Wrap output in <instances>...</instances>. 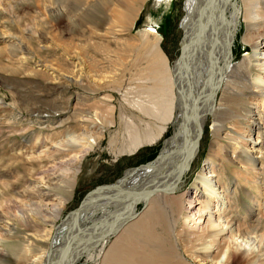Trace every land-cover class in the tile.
Listing matches in <instances>:
<instances>
[{
  "label": "bare ground",
  "instance_id": "6f19581e",
  "mask_svg": "<svg viewBox=\"0 0 264 264\" xmlns=\"http://www.w3.org/2000/svg\"><path fill=\"white\" fill-rule=\"evenodd\" d=\"M99 1L104 5L118 2L117 0ZM245 2L242 8L238 0H187L186 17L182 22L184 30L181 41L182 53L174 65L170 64L167 55L160 47V38L157 34L145 30L144 33L146 36L149 35L151 40L149 37L145 40L142 39L144 36L141 38L144 40L142 42L144 51L139 52L137 58L140 56L144 64L134 61L137 76L134 91H129V87L122 89L123 73L98 72L97 86L107 81L106 79L112 78L113 81L109 82L121 95V100L118 101L117 130L109 131L110 125L115 123V106L110 102L113 95L109 93L106 100H98L102 106L99 108L100 111H97L98 107H94V113H90L92 122L80 123L79 118L84 119L83 115L80 116L77 119L81 124L80 130L76 133L74 130L67 133L64 139L57 142L59 146L72 147L74 157L80 159L89 149L98 145L106 129L109 133L108 145L112 146L115 153L132 154L142 145H150L162 139L169 125H172L173 132L171 136L164 138L160 155L149 165L142 170L129 171L114 184H110L113 187L107 185L98 187L95 192L85 197L79 212L69 213L59 224L50 221L51 230H45L46 239L52 238L49 249L42 250L37 256H34L32 248L26 249L22 254L21 251L13 250L20 259L19 262L24 264H78L81 260L92 264H97L99 261L102 264H162L164 260L168 262L163 254L159 253L158 258H161V261H157L156 253L140 251L141 249L133 246L134 242L131 244L127 242L139 233L143 234L142 231L145 233L143 235L145 243L147 240H157L158 243L168 242L169 246L178 247V243L184 246L189 242L188 240L184 242L181 234L176 230L177 221L184 212V194L174 195V193L178 191L177 184L181 180L182 171L191 164L196 155L200 143V131L209 118L213 139L205 168L216 179L207 176L200 179L199 185L203 191L200 194L203 197L200 200L202 208L198 207L196 214L200 223L201 213L205 208L216 207L218 213H210L207 216L206 223L213 232L208 234L212 238L208 237L204 249L210 251V248L218 243L223 246L216 248L218 253L214 250L207 253L206 257L210 259L200 258L196 263L229 264V256L227 258L226 255L229 247L233 245L237 250L243 249L244 253L264 256V252L258 255L261 250L260 245L256 244L258 240L256 242L241 228V221L244 225H249L245 223L246 219L251 220L254 216L264 217L262 206L264 204V56L253 60L246 55L240 61L232 63V46L239 31L241 15L247 26L242 37L243 43L252 47L263 43L264 46V41L262 42L264 0H245ZM132 8L134 7H129L126 3L118 12L101 13L98 19L105 21V16L109 22L129 19ZM14 16L13 11L4 15L2 13L0 20L6 22ZM5 40L8 44L4 49L0 48V52L6 51L9 58H13L16 49H24L22 43L15 41L14 38ZM77 61L80 62L81 59ZM44 74L51 79H57L60 74L65 81L73 79L79 82L78 78L71 75L63 76L56 68H51L49 73L44 72ZM90 82L94 83V80ZM221 82L223 87L217 95L216 90ZM214 102L216 103L211 109ZM16 107L18 104L13 101L9 111L15 110ZM53 111L62 113L59 108H54ZM28 112L30 115L36 113L35 118L39 119L43 118L41 114L46 116L49 111L41 106H35L30 107ZM45 134L47 135L42 133ZM56 150L58 151V148ZM51 155L44 150L29 157L40 159L49 158ZM229 160L241 166L235 165L229 168L227 165ZM28 169V173L34 170L33 166ZM231 169L234 172L232 176L237 188L240 183H244L257 190L260 199L252 201L253 206L258 207L257 214L254 213L253 206H249L246 212L241 214L236 197L237 188L230 191L229 181L222 179L226 171L229 172ZM133 172L139 174L127 176ZM145 174L146 177H143ZM149 177H151L152 190L145 185L146 178ZM150 184L147 182V186ZM140 185L143 190H136ZM145 191H147L145 194L147 208H144L143 214L141 213L137 220H133L137 216L134 215L137 211L135 199L142 196ZM37 192L40 199L49 193L43 188ZM232 215H236V220L239 222L234 227L228 224L229 219H227ZM4 216L0 211V235H5L6 231L14 228V223H10L11 228L9 219ZM28 218L38 219L34 215ZM36 221L47 225V220ZM152 224H160L164 235L154 236L153 232H150ZM25 238L32 243V238L28 236ZM72 238L78 239L77 242L72 244ZM187 238H190V235H187ZM88 248L92 252L84 255ZM189 256L192 260L197 258L192 251H189ZM224 256L226 259L222 262ZM177 257L173 264H187L182 255L178 254ZM196 263L193 260L188 264Z\"/></svg>",
  "mask_w": 264,
  "mask_h": 264
},
{
  "label": "rangeland",
  "instance_id": "374dc122",
  "mask_svg": "<svg viewBox=\"0 0 264 264\" xmlns=\"http://www.w3.org/2000/svg\"><path fill=\"white\" fill-rule=\"evenodd\" d=\"M1 1L0 15L13 11L15 16L6 22L0 20V48L4 49L7 46L5 39L14 38L15 41L22 43L24 49L14 48L16 53L13 58H9L6 51L0 52V211L9 219V224L14 223L13 229L5 230V235H0V264H24L19 262L20 259L13 250L21 251L22 254L26 249L32 248L34 256H37L42 250L49 249L52 238L46 239L45 230H51L50 221L59 224L74 211L89 191L101 185L114 183L123 176L127 168L154 159L164 138L171 136L173 127L169 125L164 137L159 141L142 145L132 154H118L108 145L109 133L105 129L98 145L89 149L80 159L74 157L72 147H61L57 143L64 139L67 133L73 130L76 133L80 130L81 124L77 121L80 116H84V119L79 118L80 123L92 122L90 113H94V107H98L97 111H100L99 108L102 106L98 100H106L109 93L113 95L110 102L115 106V123L110 125L109 131L117 130L118 101L121 100V95L113 88V84L111 85L112 78L106 79L108 82L103 81V84L97 86L98 74L106 71L123 73L122 89L129 87V91H134L137 82L134 61L144 64L143 59L137 56L139 52L144 51L142 42L146 37L150 38L144 33L145 30L157 34L160 38V47L167 55L170 64L174 65L182 53L181 41L184 37L182 22L186 17L187 0H117L119 3L114 2L111 5H104L99 0ZM238 2L242 8L245 6V0ZM126 3L129 7H134L130 9L132 14L129 19L109 22L105 16V21H99V14L118 12ZM239 26L232 46V63L240 61L246 55L253 60L264 56L263 43L255 47L243 43L242 37L247 26L242 15ZM78 59L81 61H77ZM51 68H56L63 76L71 75L78 78L79 82L73 79L65 81L60 74L58 78H62L61 80L51 79L44 74V72L49 73ZM90 80H94V83ZM222 87L223 82L218 85L217 95ZM13 101H16L18 107L9 111ZM215 103L212 104L211 109ZM35 106L48 110V115L41 114L43 118L39 119L35 118L36 113L30 115L28 109ZM54 108H59L62 113L54 112ZM209 122L210 118L203 124L196 155L191 164L182 171L181 180L177 184L178 191L173 192L174 195L184 194V212L177 221L176 230L181 234L184 242L185 240L189 242L184 246L178 243V247L169 246L168 242L158 243L157 240H147L145 243L144 231L143 234L139 233L127 242V244L134 242L133 246L141 249L140 251L156 253L157 261H161V258H158L159 253L163 254L168 262L164 260L162 264L165 262L173 264L178 254L186 259L187 264L192 263L193 260L196 263L200 258L208 260L210 258L206 257L207 253L212 250L218 253L216 248L223 246L218 243L212 246L210 251L204 249L208 234L213 232L206 223L207 216L210 213H218L216 207L205 208L201 213L200 223L196 214V209L202 208L200 200L203 197L200 194L203 191L199 185L200 179L203 176L216 179L205 168L213 139ZM42 133H47L48 136ZM43 136L47 138H42ZM44 150L52 155L40 159L29 157ZM29 165L34 168L30 173H28ZM227 165L229 168L235 165L241 166L231 160ZM232 173L234 174L233 169L229 172L227 170L222 178L226 182L229 181L230 191H234L236 187ZM138 174L133 172L127 176ZM143 177H146V174ZM145 182L146 187L152 190L151 177L146 178ZM147 182L151 183L150 186H147ZM243 184L240 183L238 188L236 187V191L238 190L236 197L242 215L249 206H253V199L257 201L260 199L257 190ZM41 188L49 192L43 199L38 197L37 192ZM146 193L147 191L135 199L137 211L134 215L137 216L133 220H137L147 208ZM262 206L264 207V204ZM253 208L254 213L257 214L258 207L253 206ZM33 215L38 219L47 220V225L36 221L38 219L28 218ZM227 219L232 227L239 224L236 215ZM245 223L249 225H244L241 221V228L256 242L258 240L256 244L261 248V253L259 252L258 255L262 254L264 217L254 216L251 220L246 219ZM152 225L150 232H153L154 236L164 235L160 224ZM10 226L12 228L11 224ZM187 235H190V238H187ZM26 236L33 239L32 243L25 238ZM224 249L225 247L223 251ZM189 251L197 255L198 259L192 260ZM91 252L92 250L88 248L84 255ZM226 256L227 258L229 256V264H264V256L255 255V258L253 254L244 253L243 249L237 250L234 245L229 247ZM225 259L224 256L222 262ZM99 263L102 264L101 261ZM78 264L92 263L81 260Z\"/></svg>",
  "mask_w": 264,
  "mask_h": 264
},
{
  "label": "water",
  "instance_id": "95a60500",
  "mask_svg": "<svg viewBox=\"0 0 264 264\" xmlns=\"http://www.w3.org/2000/svg\"><path fill=\"white\" fill-rule=\"evenodd\" d=\"M162 148H163V143H162V146L160 147V149H159V151H158V154L156 155L155 158H157V157L160 155V153H161V151H162ZM155 158H154V159H155ZM154 159H152V160H150V161H148V162H146V163H144V164H140V165L135 166V167L127 168V169L125 170V172L123 173V176H125L126 173H128L129 171H136V169H140V170H142L145 166L149 165ZM140 170H139V171H140ZM123 176H122V177H123ZM116 181H117V180H116ZM116 181H115V182H116ZM111 184H114V183H111ZM105 185H107V187H113V185H110V184H105ZM105 185H101V186H105ZM101 186H98V187H101ZM98 187L92 189V190L89 191L88 193H90V192H95L96 189H97ZM141 189H142V185H140L136 190L142 191L143 189H142V190H141ZM153 191H154V190H153ZM88 193H87V194H88ZM149 193H150V192H149ZM87 194H86V195H87ZM86 195L83 197V199L81 200V202L79 203V205L74 209L75 212H79V211L81 210V207H82V205H83V203H84V200H85ZM142 203H143V202H142ZM143 204H145V202H144ZM143 206H144V205H143ZM77 240H78V239H76V238H72V244H74L75 242H77Z\"/></svg>",
  "mask_w": 264,
  "mask_h": 264
}]
</instances>
